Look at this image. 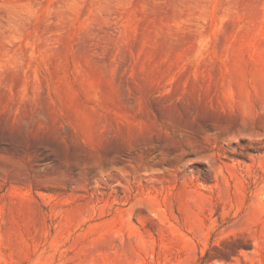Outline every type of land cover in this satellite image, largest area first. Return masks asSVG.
<instances>
[{"label":"rangeland","instance_id":"374dc122","mask_svg":"<svg viewBox=\"0 0 264 264\" xmlns=\"http://www.w3.org/2000/svg\"><path fill=\"white\" fill-rule=\"evenodd\" d=\"M0 264H264V0H0Z\"/></svg>","mask_w":264,"mask_h":264}]
</instances>
